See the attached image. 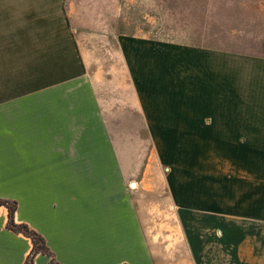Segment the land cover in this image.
I'll use <instances>...</instances> for the list:
<instances>
[{
    "label": "crops",
    "instance_id": "crops-1",
    "mask_svg": "<svg viewBox=\"0 0 264 264\" xmlns=\"http://www.w3.org/2000/svg\"><path fill=\"white\" fill-rule=\"evenodd\" d=\"M210 1L230 6L240 21L231 33L250 39L240 48L200 46L197 61L182 60L197 68L193 91L144 97L136 88L135 107L184 111L192 131L203 128L202 111H216L213 124L230 136L237 125L247 128L235 145L250 146L248 174L216 171L189 155L162 156L192 263L264 264V0ZM47 12V0H0V200L16 201L15 222L44 238L53 264H159L136 206L141 184L135 178L130 191L126 179L111 177L110 140L94 141L92 123L64 126L63 111H31L30 41L16 37L40 36ZM236 111H250V121ZM69 128L76 142L64 139ZM7 220L2 205L0 264H25L31 240ZM33 264L50 258L38 253Z\"/></svg>",
    "mask_w": 264,
    "mask_h": 264
},
{
    "label": "rangeland",
    "instance_id": "rangeland-1",
    "mask_svg": "<svg viewBox=\"0 0 264 264\" xmlns=\"http://www.w3.org/2000/svg\"><path fill=\"white\" fill-rule=\"evenodd\" d=\"M47 4L41 35L16 37V43L22 38L25 44L30 41L31 111H63L64 126L74 128L92 123L94 141L103 135L110 140L111 177L126 179L130 191L135 178L141 184L134 194L136 206L159 264H193L179 209L169 194L170 165L162 155L176 161L190 156L209 161L208 167L216 171L248 174L250 146H236L235 141L250 132L237 125L230 136V131L213 124L216 111H202L203 128L195 131L185 122L184 111H136V88L144 97L152 91L159 97L193 91L197 68H185L182 60L197 61L202 45L240 48L250 37L232 34L240 26L234 10L210 0ZM81 111L94 114L79 115ZM236 112L239 119L250 121V111ZM74 128L64 131V139H79Z\"/></svg>",
    "mask_w": 264,
    "mask_h": 264
},
{
    "label": "trees",
    "instance_id": "trees-1",
    "mask_svg": "<svg viewBox=\"0 0 264 264\" xmlns=\"http://www.w3.org/2000/svg\"><path fill=\"white\" fill-rule=\"evenodd\" d=\"M5 206L8 210V220L6 227L14 232L22 233L26 237L30 238L32 248L26 257L25 264H33L34 257L38 254L47 255L50 258V264H53V258L51 252L46 245L44 238L35 230L31 229L25 223H16L14 220V212L16 210L17 203L15 200H0V206Z\"/></svg>",
    "mask_w": 264,
    "mask_h": 264
},
{
    "label": "water",
    "instance_id": "water-1",
    "mask_svg": "<svg viewBox=\"0 0 264 264\" xmlns=\"http://www.w3.org/2000/svg\"><path fill=\"white\" fill-rule=\"evenodd\" d=\"M132 185H134V183H132Z\"/></svg>",
    "mask_w": 264,
    "mask_h": 264
}]
</instances>
